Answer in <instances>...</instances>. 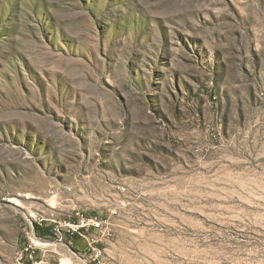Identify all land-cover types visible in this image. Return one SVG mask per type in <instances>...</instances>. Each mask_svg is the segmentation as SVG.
Returning <instances> with one entry per match:
<instances>
[{"label": "rangeland", "instance_id": "374dc122", "mask_svg": "<svg viewBox=\"0 0 264 264\" xmlns=\"http://www.w3.org/2000/svg\"><path fill=\"white\" fill-rule=\"evenodd\" d=\"M0 264H264V0H0Z\"/></svg>", "mask_w": 264, "mask_h": 264}, {"label": "built area", "instance_id": "2783aa9c", "mask_svg": "<svg viewBox=\"0 0 264 264\" xmlns=\"http://www.w3.org/2000/svg\"><path fill=\"white\" fill-rule=\"evenodd\" d=\"M102 225H103V223L100 220L95 219V218H92V219H82L81 220V225L78 226V229L81 228V227L85 228V227L92 226V227L95 228V230H100L102 228Z\"/></svg>", "mask_w": 264, "mask_h": 264}, {"label": "trees", "instance_id": "16d2710c", "mask_svg": "<svg viewBox=\"0 0 264 264\" xmlns=\"http://www.w3.org/2000/svg\"><path fill=\"white\" fill-rule=\"evenodd\" d=\"M37 230L39 231V228H37Z\"/></svg>", "mask_w": 264, "mask_h": 264}]
</instances>
